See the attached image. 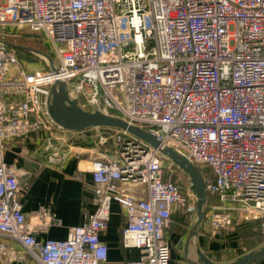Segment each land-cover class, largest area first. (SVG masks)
<instances>
[{
    "label": "built area",
    "instance_id": "1",
    "mask_svg": "<svg viewBox=\"0 0 264 264\" xmlns=\"http://www.w3.org/2000/svg\"><path fill=\"white\" fill-rule=\"evenodd\" d=\"M21 28L43 34L56 60L48 72L28 71L7 39ZM57 82L83 111L121 118L200 169L213 235L248 223L264 234V0H0V237L21 243L30 264H172L166 231L175 213L195 219V195L126 131L57 125L48 112ZM83 132L101 148L89 153L94 211L66 239L39 243L37 233L61 223L45 209L26 222L29 175L3 153L39 134L43 159L63 163L80 154L73 135ZM112 203L136 260H108L100 233ZM0 259L24 258L0 242Z\"/></svg>",
    "mask_w": 264,
    "mask_h": 264
},
{
    "label": "crops",
    "instance_id": "2",
    "mask_svg": "<svg viewBox=\"0 0 264 264\" xmlns=\"http://www.w3.org/2000/svg\"><path fill=\"white\" fill-rule=\"evenodd\" d=\"M86 135L88 132L73 135V141L76 143L73 150L79 151L80 154L72 153L63 163L47 162L43 159L40 150L42 137L39 134H31L26 139L10 143L3 153L4 163L13 164L25 170L29 175L26 185L21 188L20 197L26 222L32 223L35 220V213L45 209L51 211L61 223L60 226L51 225L44 232L37 233L35 239L39 243L66 239L68 229L82 225L85 216L94 211L92 177L88 170L91 160L89 153H97L101 148L92 149V145L86 140ZM128 191L143 197L142 187H130ZM204 219L198 229L196 239L191 238L188 241V234L194 220L189 221L180 213L172 215L171 224L166 231L172 264L178 260L189 264L187 259L192 260L189 255L184 256L187 241L189 248L196 242L204 254H212L219 263L229 262L264 244V242H259V235L254 236L257 230L256 224L248 223L232 232H220L213 235ZM124 227L125 215L116 203H112L107 227L100 233V240L108 248L109 262L136 260L140 257L137 250L126 249L122 246L121 235ZM237 231L243 233L247 241L246 248L240 245V236ZM249 233L252 234L247 235ZM0 242L5 244L10 251L19 253L24 258L8 264H30L31 259L26 255L21 243L2 237H0ZM0 264H2L1 259ZM252 264H264V259Z\"/></svg>",
    "mask_w": 264,
    "mask_h": 264
},
{
    "label": "water",
    "instance_id": "3",
    "mask_svg": "<svg viewBox=\"0 0 264 264\" xmlns=\"http://www.w3.org/2000/svg\"><path fill=\"white\" fill-rule=\"evenodd\" d=\"M19 49H22L19 47ZM25 50V49H24ZM48 112L51 119L60 127L73 131L81 132L93 127H109L116 128L143 140L152 148L157 149L164 159L181 170L188 177V187L195 195V219L193 226L188 234V241L191 238L196 239L199 233V227L205 216L206 192L202 175L198 168L187 162L185 159L177 155L168 147L160 148V142L151 133L132 126L123 119L115 116H107L99 112H86L78 107L75 100H70L67 95L66 85L63 82H57L50 88ZM185 244L184 256L189 255L192 260H188L189 264H252L260 259H264V244L248 253L237 257L226 263H219L212 254H204L198 247L189 243Z\"/></svg>",
    "mask_w": 264,
    "mask_h": 264
},
{
    "label": "rangeland",
    "instance_id": "4",
    "mask_svg": "<svg viewBox=\"0 0 264 264\" xmlns=\"http://www.w3.org/2000/svg\"><path fill=\"white\" fill-rule=\"evenodd\" d=\"M13 32L14 33L17 32L16 33L17 36L15 38H11L9 36L7 37V39L10 42H14L15 44H17L20 48H22L19 51V57L26 64L28 71L33 73L48 72L51 68L50 61L53 62V65L56 64L55 57L51 52L50 46L46 42L42 33L31 32L25 28L14 29ZM75 145L76 143L73 141V146ZM73 151H77V150H73ZM168 163L169 162L166 161V165H168ZM171 169L175 173V180H177L182 185H185L186 188H188L189 186L188 177L175 166H171ZM237 232H239L238 234L240 236V241H239L240 245L242 246V248L243 247L246 248L247 241L245 240L243 233H241L240 231ZM250 234L252 233H249L247 235ZM258 235L260 236V233L256 231L254 236H258ZM174 252L176 253V250H174Z\"/></svg>",
    "mask_w": 264,
    "mask_h": 264
},
{
    "label": "trees",
    "instance_id": "5",
    "mask_svg": "<svg viewBox=\"0 0 264 264\" xmlns=\"http://www.w3.org/2000/svg\"><path fill=\"white\" fill-rule=\"evenodd\" d=\"M199 171L201 172L200 169H199ZM182 189L185 191V189H187V188H186L185 185H183V186H182ZM256 231L259 233L258 226H257V230H256ZM259 238H260V239H259V242H261V243L264 242V234H263V235H260ZM256 262H257V261H256ZM254 263H255V262H254Z\"/></svg>",
    "mask_w": 264,
    "mask_h": 264
}]
</instances>
